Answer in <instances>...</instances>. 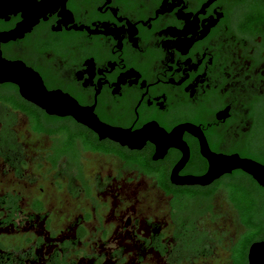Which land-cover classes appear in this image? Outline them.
<instances>
[{
  "label": "flooded vegetation",
  "instance_id": "obj_1",
  "mask_svg": "<svg viewBox=\"0 0 264 264\" xmlns=\"http://www.w3.org/2000/svg\"><path fill=\"white\" fill-rule=\"evenodd\" d=\"M23 2L0 17V33L17 30L24 9L37 11L31 29L1 42L3 57L105 124L181 129V146L101 139L0 83L61 126L36 131L0 101V264H251L264 238L251 240L237 203L246 192L264 206V186L238 165L193 179L216 155L264 164V0Z\"/></svg>",
  "mask_w": 264,
  "mask_h": 264
},
{
  "label": "water",
  "instance_id": "obj_2",
  "mask_svg": "<svg viewBox=\"0 0 264 264\" xmlns=\"http://www.w3.org/2000/svg\"><path fill=\"white\" fill-rule=\"evenodd\" d=\"M17 5L22 6L25 3L23 0H0V17H3L12 8L17 7ZM36 12L32 9H24V22L19 25L17 30L0 33V43L14 38L21 31L30 30L32 25L31 19ZM4 82L16 84L19 87L21 95L26 100L45 109L49 114L58 116L71 115L75 117L79 122L84 123L98 133L101 139L110 138L133 148L138 147L139 143L142 144V140L145 137L156 141L159 148L169 142L181 146L176 135V133L178 134L182 131L181 129L178 132H176L178 130L176 129L171 133L161 128L157 129L153 126H146L138 131H131L103 123L92 109L82 107L77 100L61 90L48 89L37 71L28 67L22 61L6 59L3 57L0 49V83ZM210 159L211 168L206 175L196 177L193 180L204 183L210 179L212 180L213 177H218L221 173L226 172L227 169L238 165V167H242L253 174L257 181L264 186V164L235 156L221 157L216 155L210 157ZM185 180H191V178L187 177ZM249 260L251 264H264V241L252 244Z\"/></svg>",
  "mask_w": 264,
  "mask_h": 264
},
{
  "label": "trees",
  "instance_id": "obj_3",
  "mask_svg": "<svg viewBox=\"0 0 264 264\" xmlns=\"http://www.w3.org/2000/svg\"><path fill=\"white\" fill-rule=\"evenodd\" d=\"M0 101L11 103L16 109L25 111L34 122V128L36 131H44L53 134L61 129L60 120L50 116H47L46 122L42 124L41 118H43V114L41 109L21 98L18 95L17 87L15 85L0 84ZM55 126L57 127L56 129H54ZM74 144L75 139L68 140L66 150L73 148ZM234 195L237 196V192H234ZM244 197L245 198L238 202L237 205L243 216L244 223L252 230L254 238L251 240L264 238V206L259 201L252 202L247 199L246 197H248V194L246 192Z\"/></svg>",
  "mask_w": 264,
  "mask_h": 264
},
{
  "label": "rangeland",
  "instance_id": "obj_4",
  "mask_svg": "<svg viewBox=\"0 0 264 264\" xmlns=\"http://www.w3.org/2000/svg\"><path fill=\"white\" fill-rule=\"evenodd\" d=\"M28 127H29V124H28L27 118L24 115H22V114H18L17 130L20 133H22V134H26ZM25 142L27 144H29L30 147L35 143V141L32 140V137H29L27 140H25ZM46 143H48V144L50 143V140L48 138H46ZM74 155L76 157L78 155V153L76 152V154H74ZM196 201L197 200H195V199H190V200L186 201L185 203L188 202L189 203V206H191L192 207V210H194V204L196 203ZM184 207L187 209L188 208V205L187 204H184ZM203 209H205L206 211L210 210V205L208 203H206V205L203 208L199 209L198 211L201 212V210H203ZM216 213L218 215L220 214L219 213V209H216ZM225 217L227 218L226 220L228 221V222L226 221V223L231 224L233 229L236 228L235 226H233L234 225V222L231 220L230 215H225ZM194 220L195 219L190 220V226L192 228L194 227V222H196V220L195 221ZM204 221H205V219L202 220V222H204ZM224 223H225V221L222 222V225H224ZM226 223H225V225H226ZM225 225H224V227H225ZM249 237H252V233L249 234Z\"/></svg>",
  "mask_w": 264,
  "mask_h": 264
}]
</instances>
